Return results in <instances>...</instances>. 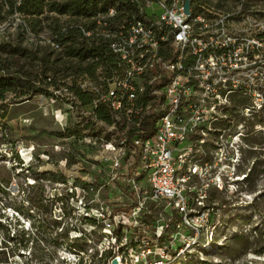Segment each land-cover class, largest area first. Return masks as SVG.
Returning <instances> with one entry per match:
<instances>
[{"label":"rangeland","instance_id":"rangeland-1","mask_svg":"<svg viewBox=\"0 0 264 264\" xmlns=\"http://www.w3.org/2000/svg\"><path fill=\"white\" fill-rule=\"evenodd\" d=\"M21 1L0 0V52L6 42L14 50L2 53L3 65L20 78L0 88V264H112L117 247L110 249L107 223L132 203L111 195L100 176L113 157L103 143L118 137L120 124L91 118L72 88L92 60L68 57V41L54 42L78 21L70 9L61 12L68 0H45L40 20L30 22ZM241 4L248 43L259 41L262 56L245 90L230 95L228 117L210 122V152L201 154L210 161L204 226L194 242L168 249L148 248L153 232L140 227L134 238L141 246L125 250L124 264H264V0H210L223 11ZM73 135L97 141L76 148L66 139ZM147 202L141 220L169 225L163 205ZM170 233L165 229L163 245Z\"/></svg>","mask_w":264,"mask_h":264},{"label":"built area","instance_id":"built-area-1","mask_svg":"<svg viewBox=\"0 0 264 264\" xmlns=\"http://www.w3.org/2000/svg\"><path fill=\"white\" fill-rule=\"evenodd\" d=\"M186 1L98 0L94 12L76 15L68 26L101 49L89 56L94 72L85 71L74 86L89 97L84 104L91 118L109 117L121 127L117 138L103 143L113 157L100 176L113 186L111 195L132 203L107 223L117 264L125 263V250L141 246L134 238L140 227L153 232L148 248H182L198 237L210 187V161L201 155L210 152V122L228 117L230 95L245 90L246 77L260 65L262 51L255 37L248 43L242 4L223 11L210 0H191L186 11ZM60 92L54 89V96ZM66 139L76 148L97 141L91 135ZM147 200L163 205L169 225L141 220L150 212ZM168 227L170 241L163 245Z\"/></svg>","mask_w":264,"mask_h":264},{"label":"trees","instance_id":"trees-1","mask_svg":"<svg viewBox=\"0 0 264 264\" xmlns=\"http://www.w3.org/2000/svg\"><path fill=\"white\" fill-rule=\"evenodd\" d=\"M45 8V0H22L21 4L19 6V11L22 12L25 15V19L30 22L31 20L38 21L40 19L37 18L38 15H40ZM70 9L73 11L75 15L80 14H90L94 12L96 9V3H88L87 0H68L63 3L61 12H64L65 10ZM64 33L60 34L61 38L56 39L57 42H67L68 44L65 45L64 48V54L68 57H78L80 59L87 58L89 56H96L100 52V48L91 45L89 41L82 38L81 32L77 28H69L68 35L66 38H64ZM63 37V38H62ZM80 38V40L78 39ZM5 44H2L3 48H5L3 51L0 52V88L2 89V92L5 90L11 89V85L14 81L20 80L18 77L19 70L11 71L9 68H5L3 65V62L7 59L2 57V53H6L7 55L11 56L13 52L11 49H8L9 46ZM7 45V46H6ZM11 45V44H9ZM8 58V57H7ZM96 68V62L91 61L88 66L86 67V70L88 73L92 74ZM84 71V72H85ZM54 78L51 80L53 81ZM57 81V80H55ZM54 81V82H55ZM76 91V95L82 99L84 102L89 101V97L79 88L72 87ZM35 91H39L35 89ZM36 93V92H34ZM106 113V109L104 107L99 108L98 114L99 116H104ZM105 120L111 122V119L109 117H105Z\"/></svg>","mask_w":264,"mask_h":264},{"label":"water","instance_id":"water-1","mask_svg":"<svg viewBox=\"0 0 264 264\" xmlns=\"http://www.w3.org/2000/svg\"><path fill=\"white\" fill-rule=\"evenodd\" d=\"M190 2H191V0H187V1H186V11L189 10ZM112 263H113V264H117V259H113V260H112Z\"/></svg>","mask_w":264,"mask_h":264}]
</instances>
